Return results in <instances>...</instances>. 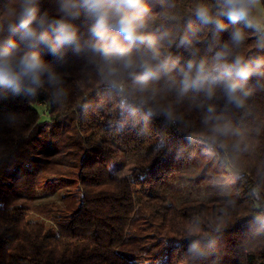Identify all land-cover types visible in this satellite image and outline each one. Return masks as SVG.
I'll return each instance as SVG.
<instances>
[{
  "label": "trees",
  "instance_id": "16d2710c",
  "mask_svg": "<svg viewBox=\"0 0 264 264\" xmlns=\"http://www.w3.org/2000/svg\"><path fill=\"white\" fill-rule=\"evenodd\" d=\"M196 2L167 0L172 21L152 0L153 29L182 34L189 19L195 23ZM41 7L55 14V0ZM254 43L249 38L241 54L264 55ZM197 47L204 54L205 45ZM167 51L181 64L190 58L182 47ZM45 59L57 85L34 97L0 95V264H264V87L243 109L222 97L211 102L229 125L217 135L192 93L176 104L174 123L145 122L143 109L130 111L132 100L121 104L86 50L67 49L63 62ZM174 102L161 92L150 106ZM200 148L239 172L236 191L224 202L177 205L161 182ZM119 157L134 161L123 177L112 170ZM197 239L207 250L201 258L188 251Z\"/></svg>",
  "mask_w": 264,
  "mask_h": 264
},
{
  "label": "clouds",
  "instance_id": "9594fccd",
  "mask_svg": "<svg viewBox=\"0 0 264 264\" xmlns=\"http://www.w3.org/2000/svg\"><path fill=\"white\" fill-rule=\"evenodd\" d=\"M151 2L55 0V14L50 15L42 10V0H0V95L36 96L46 84L59 83L46 55L63 62L67 49L86 50L121 104L134 102L133 115L143 109L145 122L160 117L174 123L176 104L192 93L206 110L204 123L215 121L212 131L226 135L229 125L211 102L222 97L226 104L243 109L255 87H264V55L251 57L240 51L251 37L253 47L264 51V0H197L190 9L195 23L189 19L180 35L168 29L157 34ZM157 3L165 19L176 20L167 0ZM222 33H227L226 39ZM202 43L204 54L197 47ZM173 45L189 52L183 64L167 51ZM253 77L256 85L249 83ZM161 92L173 94L175 102L150 106ZM188 251L194 258L207 255L202 239L194 240Z\"/></svg>",
  "mask_w": 264,
  "mask_h": 264
},
{
  "label": "rangeland",
  "instance_id": "374dc122",
  "mask_svg": "<svg viewBox=\"0 0 264 264\" xmlns=\"http://www.w3.org/2000/svg\"><path fill=\"white\" fill-rule=\"evenodd\" d=\"M199 150L200 155L196 154L181 170L163 178L161 182L160 192L172 198L177 205L194 200L224 202L230 200L236 191L239 172L223 164L210 150ZM120 161L122 157L114 160L112 170L123 177L132 171L134 161Z\"/></svg>",
  "mask_w": 264,
  "mask_h": 264
}]
</instances>
